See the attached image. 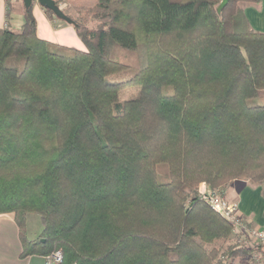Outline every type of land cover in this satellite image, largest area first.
Here are the masks:
<instances>
[{
    "label": "trees",
    "instance_id": "16d2710c",
    "mask_svg": "<svg viewBox=\"0 0 264 264\" xmlns=\"http://www.w3.org/2000/svg\"><path fill=\"white\" fill-rule=\"evenodd\" d=\"M222 1L56 0L78 11L83 49L39 37L33 2L19 30L0 27V214L14 213L22 256L235 264L262 251L217 259L232 224L200 196L236 179L264 195V32L243 11L260 0Z\"/></svg>",
    "mask_w": 264,
    "mask_h": 264
},
{
    "label": "crops",
    "instance_id": "0c3cea01",
    "mask_svg": "<svg viewBox=\"0 0 264 264\" xmlns=\"http://www.w3.org/2000/svg\"><path fill=\"white\" fill-rule=\"evenodd\" d=\"M24 0H0V27L19 30L24 24ZM33 14L39 37L66 46L83 49L84 43L73 23L48 16L38 0L33 1ZM244 15L254 30L264 32V0L246 4ZM225 196L237 203L239 214L259 228H264L263 186L237 179L225 187ZM29 216V215H28ZM28 220V218H27ZM37 234H35V237ZM35 237H31L32 239ZM264 252V248L262 249ZM19 227L13 212L0 214V264H44V255L22 256ZM235 264H257L252 257L238 258Z\"/></svg>",
    "mask_w": 264,
    "mask_h": 264
},
{
    "label": "built area",
    "instance_id": "2783aa9c",
    "mask_svg": "<svg viewBox=\"0 0 264 264\" xmlns=\"http://www.w3.org/2000/svg\"><path fill=\"white\" fill-rule=\"evenodd\" d=\"M60 6L63 7V4ZM200 196L232 224V232L235 234L238 242L248 247L264 245V228H259L242 217L238 212L237 203L230 201L218 189L210 188L206 185L204 189L200 188ZM252 258H254L257 264H264V254L261 250H254ZM62 261L63 252L61 249H57L44 256V264H60Z\"/></svg>",
    "mask_w": 264,
    "mask_h": 264
},
{
    "label": "rangeland",
    "instance_id": "374dc122",
    "mask_svg": "<svg viewBox=\"0 0 264 264\" xmlns=\"http://www.w3.org/2000/svg\"><path fill=\"white\" fill-rule=\"evenodd\" d=\"M63 9H64V11L66 13L70 14L75 19L76 18H80V15H79L78 11L74 7L69 6L67 3L63 2ZM122 75L123 74L121 73L119 78L123 77ZM200 188H202V189L205 188V184L203 182L200 184L199 189ZM222 188L223 187L221 186V187H217L216 189L222 190ZM26 226H27V235H28L29 238L35 237V234H37L36 237H38L39 234L43 230V225H42V222H41L40 215L37 214V213H30L29 216H28V220L26 222ZM231 245L232 246L233 245H236V246L237 245H242V243L237 241V238H236V236H235V234L233 232L231 233V238L223 245V247H222V249L220 251V254H219L217 259L221 258L223 261L226 260V256L225 255H226V252L228 250V247L231 246ZM252 256H253V253H252L251 257Z\"/></svg>",
    "mask_w": 264,
    "mask_h": 264
},
{
    "label": "water",
    "instance_id": "95a60500",
    "mask_svg": "<svg viewBox=\"0 0 264 264\" xmlns=\"http://www.w3.org/2000/svg\"><path fill=\"white\" fill-rule=\"evenodd\" d=\"M26 6H30L33 0H24ZM38 2L45 8L51 9L58 18L66 20L69 23L75 22V20L69 16L63 8L57 4L56 0H38ZM227 0H223L219 6V10L226 4Z\"/></svg>",
    "mask_w": 264,
    "mask_h": 264
}]
</instances>
